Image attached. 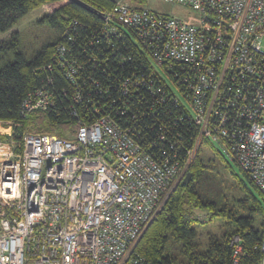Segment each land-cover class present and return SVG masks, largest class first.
<instances>
[{"label": "built area", "instance_id": "built-area-1", "mask_svg": "<svg viewBox=\"0 0 264 264\" xmlns=\"http://www.w3.org/2000/svg\"><path fill=\"white\" fill-rule=\"evenodd\" d=\"M164 1L191 8L196 21L117 1L98 14V33L109 47L127 40L147 64V76L123 81L122 97L147 91L194 127L184 158L150 153L122 122L124 112L105 103H91L88 120L73 107L71 140L0 122V264H148L136 246L204 140L264 195V0ZM54 66L69 87L60 93L75 105L87 82L102 93L67 44L41 70ZM52 82L27 94L22 118L54 109ZM260 251L264 264V225Z\"/></svg>", "mask_w": 264, "mask_h": 264}, {"label": "trees", "instance_id": "trees-1", "mask_svg": "<svg viewBox=\"0 0 264 264\" xmlns=\"http://www.w3.org/2000/svg\"><path fill=\"white\" fill-rule=\"evenodd\" d=\"M130 1L135 9L144 8L145 0ZM116 2L0 0V33H6L40 7L52 9L28 30L0 41V122L20 124L21 131L55 134L71 140L68 138L77 127L73 107L79 119L88 120L95 115L91 103H105L115 108L112 111L124 112L122 122L130 126L135 138L150 153L155 156L164 153L169 158L176 155L182 160L181 149L196 132L193 126L179 119L180 109L169 103L159 104L147 91L126 98L121 95L123 81L128 79L132 84L135 75L147 76L148 67L127 40L116 47L100 40L102 20L98 14L110 11ZM59 43L67 44L74 57L84 60V75L97 81L100 95L87 82L82 103L75 105L70 94L65 98L60 93V89L69 88L62 72L55 66L51 71L41 70L53 63ZM79 46H84L83 52L78 51ZM180 71L174 73L176 81L181 79ZM48 77L53 80L49 86L56 97L54 109L22 118L24 98ZM233 166L240 174L234 173ZM215 222H219V233L208 232L202 245L197 240L195 225ZM263 225L264 195L253 185L247 172L204 140L186 174L143 233L136 251L148 264H233L232 240L237 237L241 251L236 264H258L262 258Z\"/></svg>", "mask_w": 264, "mask_h": 264}, {"label": "rangeland", "instance_id": "rangeland-1", "mask_svg": "<svg viewBox=\"0 0 264 264\" xmlns=\"http://www.w3.org/2000/svg\"><path fill=\"white\" fill-rule=\"evenodd\" d=\"M115 1L125 2L131 6H134V4H132L130 0ZM143 7L157 14L171 15L190 23H194L197 17V12L193 11L191 8L164 0H145V4L143 5ZM51 10V8L43 6L28 13L9 31H7L6 33H0V41L5 40L13 33H23L24 31L28 30L38 21L40 17L50 13ZM233 170L234 173L240 174L235 166H233ZM218 226L219 222H215L214 224H196L195 227L198 232L197 240L200 241L202 245H204L206 243L208 232L219 233ZM167 248L168 250H171L170 244H168Z\"/></svg>", "mask_w": 264, "mask_h": 264}, {"label": "water", "instance_id": "water-1", "mask_svg": "<svg viewBox=\"0 0 264 264\" xmlns=\"http://www.w3.org/2000/svg\"><path fill=\"white\" fill-rule=\"evenodd\" d=\"M188 178V175H186V177H185V179H184V181H186V179Z\"/></svg>", "mask_w": 264, "mask_h": 264}]
</instances>
